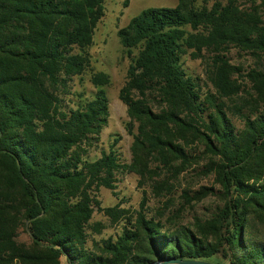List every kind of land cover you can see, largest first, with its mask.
Segmentation results:
<instances>
[{
	"label": "trees",
	"instance_id": "trees-1",
	"mask_svg": "<svg viewBox=\"0 0 264 264\" xmlns=\"http://www.w3.org/2000/svg\"><path fill=\"white\" fill-rule=\"evenodd\" d=\"M211 1L146 7L118 29L126 162L119 137L91 153L109 111L89 52L104 0H0V264H264V0ZM124 173L138 207H102L99 188ZM95 210L115 234L92 237Z\"/></svg>",
	"mask_w": 264,
	"mask_h": 264
},
{
	"label": "rangeland",
	"instance_id": "rangeland-1",
	"mask_svg": "<svg viewBox=\"0 0 264 264\" xmlns=\"http://www.w3.org/2000/svg\"><path fill=\"white\" fill-rule=\"evenodd\" d=\"M211 0H197L198 4L210 5ZM177 0H104V13L98 23L93 44L89 48L91 54V66L95 70H101L108 74L109 83L105 89L109 99V111L107 123L103 127L100 134V144L98 148L91 153L96 155L100 149H107L109 142L114 137H119L117 147L121 152V157L126 162L130 160V144L131 135L126 130V122L128 121L127 107L119 98V91L125 81V72L128 66L129 58L125 53L123 46L120 43L117 31L124 26L128 20L138 14L146 7H162L174 6ZM230 58L233 63H242L248 65L253 62L247 55L242 56L241 51L233 48L230 51ZM188 66L200 77H203L202 64L200 59L188 60ZM83 86L87 90H92L93 87L88 80V74L83 75ZM82 85L77 84V88L81 89ZM197 184H210L212 179L206 177H198ZM190 178L187 176L186 181ZM97 199L102 207L113 206L119 204L120 207L132 210L138 207V203L142 197V190L137 185V177L134 173L120 174L115 188L109 189L101 186L97 192ZM205 199L196 205L195 209H199L205 205H209L211 200ZM154 199L151 198V206L157 207ZM189 210H185L182 219L183 223H189L193 219L188 215ZM91 222H100L105 228L99 234H92V237L99 239L108 235L115 234L119 229V224H112L108 217L102 211L95 210ZM258 233L264 237V227L257 226ZM20 232V238L25 239L26 235ZM59 264H68L65 256L60 257Z\"/></svg>",
	"mask_w": 264,
	"mask_h": 264
},
{
	"label": "water",
	"instance_id": "water-1",
	"mask_svg": "<svg viewBox=\"0 0 264 264\" xmlns=\"http://www.w3.org/2000/svg\"><path fill=\"white\" fill-rule=\"evenodd\" d=\"M172 263H175V264H215L213 262L206 261V260H200V259H188V260L174 259V260H169V261H156L151 264H172Z\"/></svg>",
	"mask_w": 264,
	"mask_h": 264
}]
</instances>
